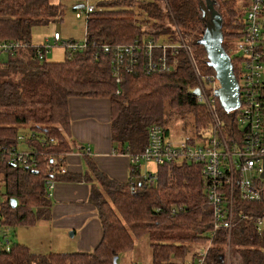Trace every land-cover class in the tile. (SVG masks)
Instances as JSON below:
<instances>
[{"label": "trees", "instance_id": "1", "mask_svg": "<svg viewBox=\"0 0 264 264\" xmlns=\"http://www.w3.org/2000/svg\"><path fill=\"white\" fill-rule=\"evenodd\" d=\"M252 2L240 7L238 0H216L223 27L227 24L229 28L230 39L223 45L237 79L241 58L232 52L233 40L243 32ZM76 8L85 10L86 6ZM62 15V5L52 0H0V42L18 43L0 53V184L5 186L0 193V217L5 228L29 227L50 218L52 200L45 192V182L59 164L49 165L48 160L56 157L62 165L72 149L68 139L72 96L111 99L113 141L120 143V151L127 148L130 156L144 150L151 124H160L169 132L165 124L168 107H176L182 117L190 114L194 118L197 130L186 135L199 140L213 134L212 115L194 92L201 76L215 74L199 43L209 18L205 0H105L87 14L84 41L63 42L65 57L48 60L45 53L51 40L34 45L32 28ZM141 39L161 44L185 42L189 49L178 51L179 62L169 72L148 69L146 58L139 54L136 63L120 70L118 82L113 74L115 48ZM216 103L228 131L241 130L239 111L227 113L218 98ZM262 130L264 135V110ZM20 134L27 136L19 141ZM20 153H30L34 162L13 161ZM86 161L90 175L55 171L54 177L57 181L81 177L92 181L90 201L103 227L99 244L88 252L40 253L6 238L0 241V264H114V257L132 250L141 236L150 240L153 264H186L189 257L196 264V256L203 260L201 264H226L228 230L215 226L200 164L175 161L157 166L158 178L148 185L137 182L141 169L132 171V165L130 178L121 182L101 171L93 159L86 157ZM260 185L259 200L235 199L230 245L240 255V264H264V233L258 232L251 217L264 214V181ZM243 214L248 217L242 218ZM202 242L209 243L203 254L199 253ZM198 243L199 247L194 246Z\"/></svg>", "mask_w": 264, "mask_h": 264}, {"label": "built area", "instance_id": "2", "mask_svg": "<svg viewBox=\"0 0 264 264\" xmlns=\"http://www.w3.org/2000/svg\"><path fill=\"white\" fill-rule=\"evenodd\" d=\"M95 6L87 5L84 12L87 14L95 10ZM264 0H253L248 10L247 37L241 43V53L237 56L246 63V70L243 80L239 82L241 105L237 109L238 124L241 130L229 132L225 124L215 114L213 123L215 127L224 128L225 133L219 131L216 134L204 135L196 140L190 135L181 136L175 140L170 132L160 124H151L148 127V143L141 153L131 155L133 170H138L142 161H153L157 166L170 164L171 162L194 161L200 164L202 175L207 181V196L211 201L210 205L216 221V228L224 227L228 230L230 238L233 225L236 220L237 208L236 197L246 201H256L261 198L264 181L261 174L264 172V135L263 123V94L259 84L264 83L262 69L264 67ZM82 11L77 12L80 17ZM58 32L54 34V40H59ZM17 45L15 41L0 42V53L10 51ZM72 47V46H71ZM188 50L184 42L178 43H155L151 39L136 40L134 43L125 46H118L113 55V74L119 82L121 79L120 70L123 67H130L136 63L139 54L146 58L147 68L164 72L172 71L178 64V57L175 55L180 49ZM161 49V52H155ZM168 49L171 56H168ZM71 55V54H69ZM43 54L40 52L39 57ZM194 62V61H192ZM199 82V94L197 101L205 106L213 108L216 105L215 94L220 83L217 77H210V74L201 76ZM208 84V85H207ZM217 97V98H216ZM25 136L20 134L18 140ZM17 159L20 162H34L30 160V153ZM49 165H57L51 171L45 185L52 190L57 182L54 174L67 172L65 163H58L56 157H50ZM66 166V165H65ZM157 170H148L140 173L135 179L141 177L145 183L151 185L156 177ZM47 194L50 192L45 190ZM229 199V200H228ZM246 214L242 218H247ZM258 232L264 233V215H252ZM203 260L199 259V264Z\"/></svg>", "mask_w": 264, "mask_h": 264}, {"label": "crops", "instance_id": "3", "mask_svg": "<svg viewBox=\"0 0 264 264\" xmlns=\"http://www.w3.org/2000/svg\"><path fill=\"white\" fill-rule=\"evenodd\" d=\"M68 106V139L72 149L64 161L67 171L90 175L88 157L111 178L126 182L131 174L130 154L127 148L120 151V143L113 141L111 99L105 96H72ZM92 185V181L85 177L57 181L50 192V218L29 226V238L20 242L34 252L45 248L57 250L48 252L92 251L103 236L97 209L90 201Z\"/></svg>", "mask_w": 264, "mask_h": 264}, {"label": "rangeland", "instance_id": "4", "mask_svg": "<svg viewBox=\"0 0 264 264\" xmlns=\"http://www.w3.org/2000/svg\"><path fill=\"white\" fill-rule=\"evenodd\" d=\"M105 0H52V2L61 4L63 7V15L59 20L51 21L47 24L36 25L32 28V42L34 45L44 44L48 39L51 40V47L46 51V58L48 60L58 61L62 60L66 55L67 48L63 44V41L74 40L76 42H82L86 38V17L87 13L82 11L80 17L77 16L79 8H76L77 5L84 4L94 5L96 8L101 6V3ZM240 7H246L249 3V0H238ZM217 7V6H216ZM218 8V7H217ZM225 8L223 7V11ZM150 20V24H152ZM147 28V26H146ZM149 29V28H147ZM55 32H58L60 35V41L55 43L53 37ZM224 41H229L230 37L229 28L227 24L223 27ZM185 43V42H184ZM233 54H238L237 49V39L233 40ZM186 44V43H185ZM69 45V44H68ZM187 45V44H186ZM71 46V45H69ZM192 57V56H191ZM194 61V60H192ZM208 85V84H207ZM168 115L165 116V124L169 128V132L174 136L175 140H180L182 135L185 133H195L193 122L194 118L190 114H186V117H182L177 112L176 107H168ZM206 126H208L206 124ZM199 128L200 131L205 130L207 127ZM29 127V126H26ZM25 127V128H26ZM28 128L24 130V133ZM142 171L148 170H157V164L153 161L147 162L142 161L141 166ZM5 192L4 183L0 184V193ZM29 229L25 226H17L16 228H5L2 226L1 217H0V241H4L6 238H10L13 241H24L29 238ZM204 243V242H202ZM209 244V243H208ZM207 243H204L200 247L199 253H205V249L208 246ZM194 246H200L199 243ZM49 250L57 251L55 249L45 248L43 250H35L36 252L46 253ZM152 247L150 240L147 236H141L135 241V245L132 250L128 252H123L118 260V264H153L152 260ZM225 254H226V264H240V255L235 251V249L230 245V238L228 237V243L225 245ZM196 264L199 263V256H196ZM186 264H192L191 257H189Z\"/></svg>", "mask_w": 264, "mask_h": 264}, {"label": "water", "instance_id": "5", "mask_svg": "<svg viewBox=\"0 0 264 264\" xmlns=\"http://www.w3.org/2000/svg\"><path fill=\"white\" fill-rule=\"evenodd\" d=\"M209 18L206 29L199 43L206 50L208 64L216 72L220 87L216 89V96L219 98L222 107L231 112L241 105L240 86L235 77L231 56L223 45V17L216 7V0H205ZM195 94H199V89H195ZM264 178V172L261 175ZM17 203L12 200L13 206ZM119 256L114 257V264H118Z\"/></svg>", "mask_w": 264, "mask_h": 264}, {"label": "bare ground", "instance_id": "6", "mask_svg": "<svg viewBox=\"0 0 264 264\" xmlns=\"http://www.w3.org/2000/svg\"><path fill=\"white\" fill-rule=\"evenodd\" d=\"M250 6V5H249ZM249 6L247 7V11H246V14H245V19H244V21H245V26H244V29H243V32L240 34V36L237 38V49H238V54H240L241 53V50H240V45H241V43H244L245 42V38L247 37V26H248V19H247V16H248V10H249ZM262 15L264 16V11H263V13H262ZM223 27V26H222ZM223 32V31H222ZM223 37H224V35H223ZM61 38V37H60ZM60 38H59V40H56V43H58L59 41H60ZM223 41H224V38H223ZM63 42H65V41H63ZM67 42V41H66ZM17 43V42H16ZM17 45H18V43H17ZM16 45V46H17ZM237 54V55H238ZM43 56H44V54H43ZM43 56L42 57H40V59H42L43 58ZM232 59V58H231ZM233 63V62H232ZM239 72H238V74H239V78L237 79V81H238V83L239 82H241L242 80H243V74H244V72L246 71V70H248L247 68H246V63L243 61V60H240V62H239ZM233 69H234V66H233ZM235 74V73H234ZM262 75L264 76V67H263V69H262ZM210 77H217L216 76V72H215V74H212V75H210ZM236 77V76H235ZM220 83V82H219ZM259 89L263 92V90H264V83H260L259 85ZM220 87V86H219ZM219 99V98H218ZM241 99V98H240ZM220 101V100H219ZM220 105H221V103H220ZM222 106V105H221ZM207 108H208V110H209V112H210V114L212 115V118H214V115L216 114L218 117H219V120L223 123V121L220 119V116H219V113H218V105H217V103H216V105L213 107V108H211V107H208V106H206ZM223 108V107H222ZM224 109V108H223ZM225 110V109H224ZM237 110V109H236ZM226 111V110H225ZM233 111H235V110H233ZM227 112V111H226ZM232 112V111H231ZM227 113H230V112H227ZM212 129H213V134H216V133H219V131H222L223 133H224V128H219V127H215L214 126V124H213V126H212ZM183 136V135H182ZM181 137V136H180ZM25 139V137L22 139V140H24ZM200 140V139H199ZM19 155H22V156H25V153H20V154H18L15 158H13V161H16V162H20L18 159H17V157L19 156ZM131 157V156H130ZM131 159V158H130ZM130 162H131V160H130ZM132 165V164H131ZM65 167V166H64ZM139 169H140V167H139ZM262 175V174H261ZM262 177V176H261ZM157 178H158V173H156V177H155V179H154V181H153V183L151 184V185H154L155 184V182H156V180H157ZM263 178V177H262ZM137 182H144L143 181V179L141 178V177H139V178H137ZM145 183V182H144ZM45 190H47V191H49V192H51L50 190H48L47 189V187L45 186ZM132 192L133 193H135L136 191H135V189L134 188H132ZM48 195H50V193L48 194ZM208 200H209V198H208ZM229 200V199H228ZM209 203H210V205H212V203H211V201L209 200ZM262 215H264V214H262Z\"/></svg>", "mask_w": 264, "mask_h": 264}]
</instances>
